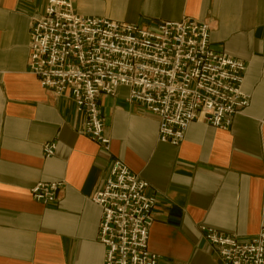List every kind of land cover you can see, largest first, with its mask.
I'll return each mask as SVG.
<instances>
[{
	"label": "crops",
	"instance_id": "0c3cea01",
	"mask_svg": "<svg viewBox=\"0 0 264 264\" xmlns=\"http://www.w3.org/2000/svg\"><path fill=\"white\" fill-rule=\"evenodd\" d=\"M48 0H0V264H105L101 210L91 199L112 161H124L155 196L150 251L160 264H223L202 227L244 244L264 230V0H71L82 17L154 28L194 20L210 47L247 65L251 105L225 132L195 121L179 147L158 140V119L120 88L99 108L105 151L84 136L68 95L44 90L29 70L32 21ZM56 143L45 159L43 148ZM39 183H64L54 204Z\"/></svg>",
	"mask_w": 264,
	"mask_h": 264
},
{
	"label": "built area",
	"instance_id": "2783aa9c",
	"mask_svg": "<svg viewBox=\"0 0 264 264\" xmlns=\"http://www.w3.org/2000/svg\"><path fill=\"white\" fill-rule=\"evenodd\" d=\"M44 10L31 24L29 70L44 90L71 98L75 112L85 116L82 134L106 152L111 142L99 100L115 97L122 87L130 103L157 117L159 142L174 147L200 118L225 132L250 108L252 97L243 91L247 65L211 49L209 24L166 21L146 29L79 16L71 0H48ZM56 151V143H47L44 158ZM109 171L91 199L101 210L98 241L105 264H160L149 244L157 204L148 195L150 185L119 159ZM63 185L39 183L31 196L49 206ZM202 231L223 264H264V230L244 244L216 230Z\"/></svg>",
	"mask_w": 264,
	"mask_h": 264
}]
</instances>
